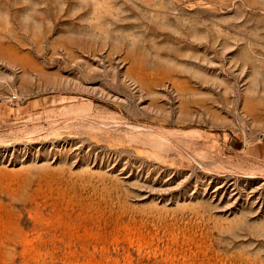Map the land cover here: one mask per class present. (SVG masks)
Listing matches in <instances>:
<instances>
[{"label":"rangeland","instance_id":"rangeland-1","mask_svg":"<svg viewBox=\"0 0 264 264\" xmlns=\"http://www.w3.org/2000/svg\"><path fill=\"white\" fill-rule=\"evenodd\" d=\"M263 144L264 0H0V264H264Z\"/></svg>","mask_w":264,"mask_h":264},{"label":"crops","instance_id":"crops-1","mask_svg":"<svg viewBox=\"0 0 264 264\" xmlns=\"http://www.w3.org/2000/svg\"><path fill=\"white\" fill-rule=\"evenodd\" d=\"M262 149H263V150H262V152L264 153V144H263V147H262Z\"/></svg>","mask_w":264,"mask_h":264},{"label":"built area","instance_id":"built-area-1","mask_svg":"<svg viewBox=\"0 0 264 264\" xmlns=\"http://www.w3.org/2000/svg\"><path fill=\"white\" fill-rule=\"evenodd\" d=\"M12 98H15V96L13 95L9 100H11Z\"/></svg>","mask_w":264,"mask_h":264}]
</instances>
